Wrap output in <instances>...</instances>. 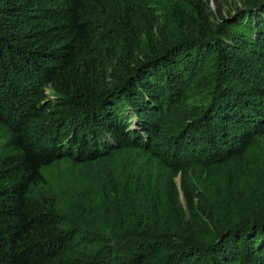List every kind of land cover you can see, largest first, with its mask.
<instances>
[{
	"label": "trees",
	"instance_id": "16d2710c",
	"mask_svg": "<svg viewBox=\"0 0 264 264\" xmlns=\"http://www.w3.org/2000/svg\"><path fill=\"white\" fill-rule=\"evenodd\" d=\"M261 137L264 0H0V264H264V191L191 169L256 175ZM127 150L131 184L44 187Z\"/></svg>",
	"mask_w": 264,
	"mask_h": 264
},
{
	"label": "rangeland",
	"instance_id": "374dc122",
	"mask_svg": "<svg viewBox=\"0 0 264 264\" xmlns=\"http://www.w3.org/2000/svg\"><path fill=\"white\" fill-rule=\"evenodd\" d=\"M131 128L134 131L140 130L136 119L133 120ZM257 148L259 153L258 157L261 160V166L260 171L256 175L246 176L245 172L240 168L239 163L232 159L227 161L221 167L217 165L212 167L217 175V178L214 183H211L212 181L209 179V176L206 175L203 167L191 162L193 165L191 166V169L197 187L206 193L223 212L226 211V201L223 199V191L229 180L228 174L233 173L236 177H238L242 181L243 187L264 191V137L259 138ZM129 152L130 151L127 150L124 154L114 157L115 160H112L114 152L108 157L99 156L97 160L94 161L85 160L76 162L69 157L62 158L46 171V185L44 187L46 188L57 185L58 187L61 186L63 188H67L70 184H73L74 179L78 177L90 184L94 190L101 186L100 183H103L102 181L107 180L108 174L111 170L110 166H112V164L119 167L122 177L128 184H131L135 181L139 174L144 175V173L147 172L139 164L142 163L146 168V165L148 166L150 161L153 162L154 158L152 159L151 156L148 157L149 155L147 156L145 153H141L140 151L138 152L139 155H134L135 158L133 160L135 162H132L128 159ZM151 164L149 166H151ZM171 172L172 171L168 170L166 173L169 175ZM176 178L179 182L180 175H177ZM162 181H165V179H162ZM41 187H43V185ZM129 191L131 190L128 189L127 192Z\"/></svg>",
	"mask_w": 264,
	"mask_h": 264
}]
</instances>
